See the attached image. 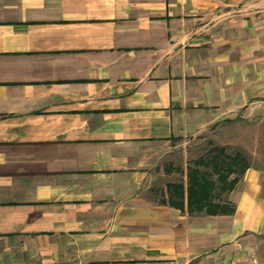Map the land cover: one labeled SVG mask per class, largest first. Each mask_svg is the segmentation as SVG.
<instances>
[{
  "label": "crops",
  "instance_id": "obj_1",
  "mask_svg": "<svg viewBox=\"0 0 264 264\" xmlns=\"http://www.w3.org/2000/svg\"><path fill=\"white\" fill-rule=\"evenodd\" d=\"M260 105L264 0H0V264L237 263L264 238L262 170L232 213L149 186Z\"/></svg>",
  "mask_w": 264,
  "mask_h": 264
},
{
  "label": "rangeland",
  "instance_id": "obj_2",
  "mask_svg": "<svg viewBox=\"0 0 264 264\" xmlns=\"http://www.w3.org/2000/svg\"><path fill=\"white\" fill-rule=\"evenodd\" d=\"M211 148L223 149L220 158L224 155L242 157L247 163L245 171L255 166L264 172V106L260 105L255 108V118L228 119L180 140L174 151L166 158L162 168L159 167V171H162L165 176L160 178V176L153 175L155 184L149 186L153 199L161 204L180 209H183L186 204L189 213H206L205 210L191 211L189 209L188 173L196 168L199 174L206 171L208 178L218 182L217 173L212 169L210 161L212 155L209 150ZM244 172L238 175V180ZM235 175L237 173H232L230 178ZM177 184L181 186L179 193L174 190V185ZM230 192L226 190L220 192L217 188L213 201L230 203ZM235 264H264V238L260 237L252 247L246 249L244 256Z\"/></svg>",
  "mask_w": 264,
  "mask_h": 264
},
{
  "label": "trees",
  "instance_id": "obj_3",
  "mask_svg": "<svg viewBox=\"0 0 264 264\" xmlns=\"http://www.w3.org/2000/svg\"><path fill=\"white\" fill-rule=\"evenodd\" d=\"M212 169L217 173L218 182L208 178V172L203 171L199 174L198 169H192L188 173V206L191 211L205 210L208 214L232 213L234 207L231 203L214 202L216 189L218 191H231L238 182V175L242 174L247 168V163L242 157L237 155L229 156L223 154V149L211 148L209 150ZM207 163V162H206ZM208 164V163H207ZM232 173H237L230 178ZM219 183V184H218ZM219 186V187H217ZM174 190L179 193L181 186L174 185Z\"/></svg>",
  "mask_w": 264,
  "mask_h": 264
}]
</instances>
